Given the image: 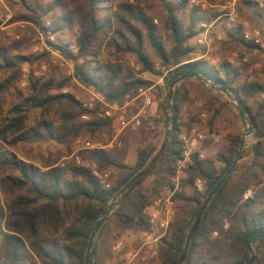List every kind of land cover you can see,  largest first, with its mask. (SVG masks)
<instances>
[{
	"label": "trees",
	"instance_id": "obj_1",
	"mask_svg": "<svg viewBox=\"0 0 264 264\" xmlns=\"http://www.w3.org/2000/svg\"><path fill=\"white\" fill-rule=\"evenodd\" d=\"M112 1L83 0L81 11L72 12L66 0H53L48 6L41 0H20L25 12L14 16L10 24L31 22L42 27L44 18L54 12L53 33L79 29L77 55L69 51L68 45L53 46L74 63L77 82L103 94L113 104L122 103L128 94L140 88L152 87L153 79L163 78L168 89L176 78L194 73L214 79L242 100L256 129L251 157L244 166H237L211 200L185 264H245L250 258L246 238L264 232V103L256 110L250 106L252 100L264 93V87L256 82H238L240 74L229 64L216 68L201 58L206 52L195 46L193 40L202 33L199 25L210 20L197 9L189 10L186 0H154L166 14L164 27L173 43L170 49L166 48L157 25L143 8L121 2L118 12L112 15ZM186 12L187 25L181 18ZM229 38L246 53H264L260 45L244 40L241 28ZM146 41L164 71L155 70V63L145 51ZM107 45L117 54L114 65L100 60ZM126 56L135 58L140 67L138 74L121 64ZM30 62L31 57L10 54L0 48V100L20 79L23 65ZM143 73L151 79L141 78ZM70 80L59 84L32 80L27 96L19 93L18 103L10 108L0 125V264H85L89 238L98 219L116 193L143 170L158 151L156 145L139 150L135 166L118 164L106 150L90 151L91 164L87 159L82 165L72 160L64 162L63 167L58 158L39 160L40 165H37L18 156L12 150L21 144L43 141L66 144L85 130L95 133L110 128L104 122L83 123V110L72 94L50 93L55 85L64 89ZM189 81L175 91L167 152L105 222L94 242L93 263L90 264H106L110 258L100 239L112 223L120 231H146L149 228L147 213L154 201L165 190L174 189L173 179L184 151L181 135L186 125L181 113L190 96ZM213 98L221 99L216 94ZM224 105L232 109L229 103L224 102ZM3 114L0 103V120ZM241 140L240 130H235L228 136L226 149L215 159L202 158L199 153L191 156L181 191L173 197V201L188 208V212L170 228L169 238L160 246L162 264H179L188 231L204 197L233 164ZM91 165L103 175L110 170L117 171L108 173L111 176L109 187L94 175ZM150 178H153L151 186L146 189L144 183ZM198 181L202 183V191L196 187ZM248 190H254V198L244 201ZM254 245L258 258L253 264H264V239L256 240Z\"/></svg>",
	"mask_w": 264,
	"mask_h": 264
},
{
	"label": "rangeland",
	"instance_id": "obj_2",
	"mask_svg": "<svg viewBox=\"0 0 264 264\" xmlns=\"http://www.w3.org/2000/svg\"><path fill=\"white\" fill-rule=\"evenodd\" d=\"M52 1L53 0H41V2L46 6L51 5ZM205 1L208 6L209 4L216 5L217 3L219 5L226 0ZM121 2L137 5L143 8L157 25L162 41L164 42L166 48L170 49L172 47V39L170 37V34L165 30L164 27L166 14L159 3L154 0H113L110 5V14L114 15L118 12V4ZM66 3L68 5V8H70L72 12H80L83 7V0H66ZM239 3L242 5V7L238 5ZM235 6L236 12L238 14V22H248L255 28H260L264 33V10L257 9L248 0H239L238 3L235 4ZM188 9L192 10L189 7ZM24 12L25 11L20 0H4V2L0 6V48L7 49L10 54H22L24 56L31 57V62L23 65L20 79L15 83L14 87H12L10 91L4 93L2 99L0 100V103L2 104L4 110L2 120H0V125L3 122V119L9 115L10 108L18 103V97H20L19 93L25 94L27 96L32 80H41V83L53 81L54 83L59 84L64 80L71 79L67 87L61 90L55 85L50 93H70L75 97L76 100L78 98L85 99L88 97V88L81 85L75 80L74 76L70 75L71 68H73L74 71V63L68 60V63H72L73 65L64 64L63 66H61L59 64L60 59L54 56L51 52L45 50L41 42L36 39L37 29L40 27H37L31 22H17L10 24V20L14 16H17L18 14ZM222 13L216 12V14L218 15H221ZM208 14L213 15L212 12ZM181 18L182 21L187 25L188 13L186 12L182 14ZM43 21H52L53 23H55V13L53 12L49 16L45 17ZM225 26L228 27L227 22L225 23ZM79 33V29H77L76 27L71 30H66L63 33H58L57 35L54 33L56 36L55 44L62 43L63 45L68 46L77 45L76 42ZM34 38L37 40V45L40 46V48H38V50L35 52L33 51ZM193 44L198 48L204 49L203 47L197 45L196 38L195 40H193ZM262 44H264V40L262 41ZM49 47L54 46L52 44L49 45ZM217 47L218 51L216 52L215 56L218 55L220 61L217 65H213L214 67L220 68L222 64L227 63V60L224 59L227 54L237 53L240 57L244 55H250L248 57H245L249 59L250 65L248 64L247 66H243L241 69H237L235 65V67H232L240 74L238 82H256L264 87V53L245 54V51L242 49V47H240V45L229 41L224 42L222 45L218 44ZM145 51L150 56L155 65L158 64L159 66H161L159 59L154 54L147 41L145 43ZM100 60L103 64L114 65L117 63V54L112 47L107 45L102 50ZM205 60L207 62H210L207 59ZM121 64L133 71H135V69L133 68V64L137 66L136 60L132 56L124 57L121 61ZM227 64L230 65V63ZM249 69H252V71H249ZM153 80L156 82L158 79ZM187 87L190 90V96L188 101L182 107L181 120L186 126L183 129L181 138L184 134L189 133L191 130L197 129L198 132L205 136V140L195 143V145L193 146V153L203 154L205 158L215 159L219 153L223 152L226 149L228 145L229 134L233 133L235 130H240L242 135L244 130L242 121L233 106L225 97L214 93L211 89L206 88L197 80L189 81L187 83ZM167 90L168 89L161 91L155 89L152 92L155 102V106L152 111V118L147 120L148 124H146L143 129L136 132H127L120 139V143L112 144L113 134L110 128H108L95 133L85 130L78 138H75L66 144L43 141L39 143L21 144L12 151H14L18 156L22 158H28L32 162H35L37 165H40V163L38 162L39 160H48L51 157L52 159H60L59 162L60 164H62L63 162L72 161L71 156L78 148L77 140L81 139L83 141L100 143L103 146H107L105 150L112 153L118 164L124 166H135L139 150L144 149L150 145H156L159 150L163 142V121L164 109L166 107ZM214 94L218 95L221 99H214ZM224 102L229 103L232 109L226 107L224 105ZM263 103L264 93L260 94L259 96H257V98L252 100L250 106L256 110L258 106ZM162 104H164V106L160 108ZM212 135H214L215 137H213ZM216 138H218L217 142H215ZM254 143L255 140L253 137L245 139V146L242 152L243 158H241V161L239 163L240 166H244L249 161V158L251 157L250 149ZM81 156L83 160L87 159L88 164H91L89 163L90 160L88 159L90 156V152L81 153ZM91 166L93 167V165ZM116 172V170H110L108 173L114 174ZM110 177L111 176H109V180ZM152 180L153 178H150L144 183V187L146 189L150 188ZM181 181L175 195L181 191ZM174 203L176 208V222L178 223V220L184 218V216L187 214L188 208L176 202ZM147 214L148 216H150L151 209H149V212ZM142 233L143 231L139 229L120 231L116 228L115 224L112 223L100 239L101 245L107 248L110 254V258L108 259L106 264H110L111 262H114L116 264L121 263L120 256L111 253L113 252V247L116 243H118L119 241L125 242L124 238H126L127 235H133L143 240ZM169 234L166 239L169 238ZM157 236H160V234L157 233ZM135 240V244H137L138 240ZM162 244L163 242L160 241L154 244V248L157 251L156 256L147 257L145 260H139L138 264H162L159 259V251ZM254 247H256V245H254Z\"/></svg>",
	"mask_w": 264,
	"mask_h": 264
},
{
	"label": "built area",
	"instance_id": "obj_3",
	"mask_svg": "<svg viewBox=\"0 0 264 264\" xmlns=\"http://www.w3.org/2000/svg\"><path fill=\"white\" fill-rule=\"evenodd\" d=\"M188 7L191 9H204L207 6L204 0H186ZM257 9L264 10V0H248ZM4 0H0V6ZM234 0L231 5L223 10V17L226 18L229 27L235 26L238 23V14L236 12ZM203 32L196 38V43L198 46L203 47L207 51L211 49L213 44V37L209 33V28L202 25ZM261 31L258 29H246L243 31L242 36L246 42H253L262 47ZM41 42L43 48L48 52H51L54 56L60 59L59 64L61 66L73 65L69 64L68 60L63 57L60 50L54 47H49V45L56 43V36L52 31V24L50 21L44 22L42 27L37 29V38ZM35 39V42L37 40ZM69 51L75 55L78 54V46L71 45L68 47ZM209 52V51H208ZM247 62L246 59H242L241 62ZM241 62L238 63V67L241 66ZM134 72L139 73L140 67L133 64ZM156 71H164L162 66L158 64L155 65ZM70 75L74 76L73 68H71ZM144 80H150V76L147 73H143L141 76ZM157 89L164 91L166 89L163 78L154 81V84L150 88H140L137 92L128 94L122 103H110L106 100V97L98 92L88 89V97L85 99L78 98V102L81 105L83 114L81 116V121L83 123H88L92 121H97L99 123H108L110 130L113 134V143H120V139L127 132H136L143 129L147 123V120L152 118L153 108L155 106L154 98L152 92ZM184 144L183 158L177 164L176 176L173 179L174 185L180 183L181 180L185 178V170L187 166L191 163V156L193 153V146L198 141L205 140V136L198 132L197 129L191 130L189 133L184 134L181 138ZM78 148L71 156V159L76 162L77 165H82L83 158L81 153L95 151V150H105L107 146H103L100 143H94L90 141H83L81 139L77 140ZM110 147V146H109ZM64 162L61 164L63 167ZM94 175L98 177L102 184H108L109 174H100L93 165ZM196 187L199 191H202V183L197 182ZM176 187L172 190H168L169 197L163 198L162 196L153 203L151 206V214L149 216V228L143 231V240L146 244L143 249L138 252H133L127 248L124 242L119 241L113 247L114 254L120 256L121 263L119 264H138L139 260H145L147 257H153L157 255V251L154 248V244L163 242L167 238L170 228L176 223V211L175 203L173 201V196L175 195ZM255 195L254 190H248L243 197L244 201L253 199ZM227 228V225H226ZM157 233L160 236H157ZM155 242V243H153ZM116 264V263H112Z\"/></svg>",
	"mask_w": 264,
	"mask_h": 264
},
{
	"label": "water",
	"instance_id": "obj_4",
	"mask_svg": "<svg viewBox=\"0 0 264 264\" xmlns=\"http://www.w3.org/2000/svg\"><path fill=\"white\" fill-rule=\"evenodd\" d=\"M187 80L200 81L208 89H211L214 93L225 97L237 112L239 118L242 121L244 130L241 135L242 140L240 143L239 152L233 164L227 170L225 175L220 179V181L216 184V186L206 194L203 203L200 209L198 210L195 219L188 231L186 242L182 254L179 258V264H185L192 241L198 232V229L202 223V220L209 207L211 200L215 197V195L225 184L228 178L235 172L237 166L239 165L241 161V155L245 146V139L249 137H253L256 131L253 122L250 120L247 114L246 108L244 107L242 100L236 94H234L230 89L223 87L222 84L215 81L214 79L204 77L197 73L180 76L170 84L166 93V107L164 109V121H163L164 139L160 146V149L153 156V158L150 160L147 166L143 170L139 171L124 187H122L116 193L110 204L107 206L105 211L98 219V222L96 223L94 230L89 238L86 255H85V264H90V262L93 263V245L105 222L117 210V208L126 200L129 193L133 191L151 173L154 167L159 163V161L163 158V156L167 152L172 135V118L174 115L175 91L179 85H181L183 82ZM260 239H264V232L254 233L246 238L245 245L250 252V258L245 264H253L257 260L258 256L254 247V242Z\"/></svg>",
	"mask_w": 264,
	"mask_h": 264
},
{
	"label": "crops",
	"instance_id": "obj_5",
	"mask_svg": "<svg viewBox=\"0 0 264 264\" xmlns=\"http://www.w3.org/2000/svg\"><path fill=\"white\" fill-rule=\"evenodd\" d=\"M232 1L233 0H226L225 2H223L222 4H219V5H218V3L216 5H210L209 4L208 6H205L204 9H197V10L201 11L202 14H206L208 19L210 20L209 23L208 22L201 23L199 25V29H201L202 32H203L202 25L207 26L209 28L210 35L214 39L211 49L208 50L209 52L207 50H205V52H206L205 55L201 57V58H204V59H207L208 61H210L209 63H210L211 66L217 65L219 63V61H220L219 56L218 55L215 56L216 52L218 51L217 45L218 44L222 45L226 41L233 42V41L230 40L229 35L237 33L239 28H241V32L242 33L246 29H258V30L261 31V34H262L261 35L262 41L264 40L263 31L260 28H255L254 26L250 25L248 22L239 21L235 26H232V27L225 26V23L227 22V20L223 17L222 11L225 10L226 7L230 6ZM238 1L239 0H234L235 3L236 2L238 3ZM238 5L242 7V5L240 3ZM210 12H212L213 15L208 14ZM216 12H220L222 14L218 15V14H216ZM233 43H235V42H233ZM33 44H34L33 45L34 46V50L33 51L35 52V51L38 50V48H40V46L37 45V42H35V38L33 39ZM235 44H237V43H235ZM240 47H242V46L240 45ZM262 48L264 49V44H262ZM245 54H251V53H246L245 52ZM248 56H250V55H247V56L244 55V56L240 57L239 54L233 53V54H227L224 59L227 60V63H230L231 67H235L236 66L237 69H241L243 66H247L250 63L249 59L245 58V57H248ZM242 59H246L247 62H244V61L241 62ZM239 62H241V66L240 67L237 66ZM249 71H252V69L251 70L249 69ZM201 84H203V83H201ZM181 119H182V117H181ZM212 136L215 137L214 135H212ZM217 141H218V138L215 139V142H217ZM200 155H201L202 158H205L203 156V154H200ZM177 183L178 182H176V186H175L176 189L179 188V184H177ZM169 192L170 191L165 190V192H163L161 194V196L165 199V198L169 197ZM175 211H176V208H175ZM124 239H125L124 243L127 246V248L130 249L133 252L140 251L141 249L144 248V246L146 244V241L142 240L141 238L139 239V238H137V237H135L133 235H130V236L127 235V237L124 238ZM135 239H137V240L139 239L137 244H135V242H136ZM153 243H155V242H153ZM111 253L114 254V252H111Z\"/></svg>",
	"mask_w": 264,
	"mask_h": 264
}]
</instances>
